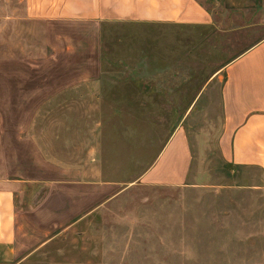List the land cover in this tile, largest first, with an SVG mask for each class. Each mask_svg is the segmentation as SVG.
Returning <instances> with one entry per match:
<instances>
[{"label":"rangeland","instance_id":"1","mask_svg":"<svg viewBox=\"0 0 264 264\" xmlns=\"http://www.w3.org/2000/svg\"><path fill=\"white\" fill-rule=\"evenodd\" d=\"M200 1L214 13L210 27L104 26L109 72L103 103L61 98L40 105L34 89L36 98L26 105L12 104L7 95L0 99V114L11 116L0 120V176L3 143L10 155L12 130L30 124L18 116L41 113L36 140L46 152L25 153L18 141L12 154L20 161L27 157L29 174L61 177L51 167L41 169L47 157L124 183L110 202L63 234L58 246L65 264H264V175L222 155L224 78H217L264 39V0ZM21 6L19 0H0V82L27 81L32 87L56 81L47 66L53 62L46 59L55 41L46 45L42 24L12 22ZM59 31L73 32L68 26ZM60 114L80 120L59 121ZM179 128L194 156L189 183H133Z\"/></svg>","mask_w":264,"mask_h":264},{"label":"crops","instance_id":"2","mask_svg":"<svg viewBox=\"0 0 264 264\" xmlns=\"http://www.w3.org/2000/svg\"><path fill=\"white\" fill-rule=\"evenodd\" d=\"M19 1L20 14H12V22L22 20L45 26L46 45L49 47L50 38L55 41L46 58L53 65H46L49 72L57 73V78L32 87L27 81H12L8 85L0 82V99L12 97L14 105H26L36 98L32 89L40 94V105L61 98L78 99L79 104L105 102V78L109 72L102 50L105 25L210 27L216 23L214 13L200 0ZM65 26L73 31L69 36L59 31ZM53 27L58 31L49 34ZM64 58L71 63H64ZM220 77L224 78L222 155L234 166L255 167L264 175V39L224 66L218 73L217 78ZM9 115L0 114V120ZM40 116L41 113L20 114L18 119L30 124L19 125L11 132L15 143H24L25 153L46 152L36 140ZM56 117L59 121L80 120L70 115ZM62 130L65 131L58 129ZM15 143L10 155L6 145H2L6 155L0 176V264H65L64 252L60 253L58 246L63 234L76 230L87 217L110 202L124 183L112 181L103 171H86L66 162H50L47 157H42L41 169L51 167L61 177H33L27 172L26 156L21 161L13 158ZM193 160L190 139L179 128L133 183L181 188L189 183Z\"/></svg>","mask_w":264,"mask_h":264}]
</instances>
